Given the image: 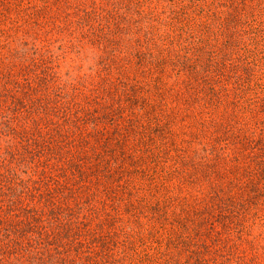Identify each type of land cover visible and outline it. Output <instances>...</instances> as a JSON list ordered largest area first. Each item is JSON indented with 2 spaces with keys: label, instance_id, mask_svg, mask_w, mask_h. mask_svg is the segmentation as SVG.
I'll use <instances>...</instances> for the list:
<instances>
[{
  "label": "trees",
  "instance_id": "16d2710c",
  "mask_svg": "<svg viewBox=\"0 0 264 264\" xmlns=\"http://www.w3.org/2000/svg\"><path fill=\"white\" fill-rule=\"evenodd\" d=\"M7 6L0 3V13ZM95 9L93 7L92 11ZM90 13L86 11L84 17L78 19L80 28L87 29L77 47L81 48L85 43L95 47H98L97 43L101 44V54L96 61L101 66L100 75L90 79L83 76L61 80L54 70L51 49L44 46L43 50H38L32 46L29 53H19V57L28 63L23 73V84H15L16 92L20 88L22 94L30 96V99L28 102L24 97L15 99L18 96L13 95L10 88H5L9 104L17 101L23 111L19 114L16 110L10 117L2 115L10 130L7 132L9 136L17 135L20 141L3 147L0 142V264H133L136 250L130 238L146 247L147 239L155 238L153 236L161 231L155 225H143L139 217L144 213L142 201L133 207L132 196H137L136 200L142 199L138 195L141 187L131 185L130 179H115L116 174L121 176L125 171L123 165H118L120 170L111 168L119 155L121 162L126 158L143 162L153 155L148 142L149 133H145V128L139 124L134 107L141 110L160 108V102L166 97L184 99L189 105L200 100L199 95H203L205 90L210 91L211 102H218L223 95L222 90H228L229 80H233V89H238L241 74L234 54L248 45L238 31L241 22L236 15L221 22L218 34L223 32L224 40L217 45L210 42L202 45L204 36L211 32L210 26L220 19L216 11L208 6L200 8L199 14L205 16L197 30L205 32L200 34L193 29L196 17H189L183 23L188 25L182 31L194 37L196 42L184 40L182 52L161 55L156 60L159 75L153 77L147 90L132 79L129 82V72L125 73L124 69L133 60L127 55L118 56L123 52V46L121 50L114 47L102 26L97 25L96 29L90 23ZM166 28L172 34L167 32L164 36L165 49L174 42L175 36H179L174 33L171 23ZM150 54L141 50L133 52L134 63L141 68L142 74L147 73L142 69V62L147 61ZM168 66L176 78L174 83L165 85L160 79ZM114 68L117 69L115 77L112 74ZM10 76L9 73L2 74L4 85L13 81ZM230 102L236 106V102ZM200 108L204 111L208 107L203 104ZM169 118L174 116L159 113V127ZM203 122V119L199 121L201 125ZM136 153L139 154L135 156ZM176 156L181 157L180 153ZM172 171L176 173L177 169L173 166ZM85 176L94 178L86 184L82 178ZM167 177L162 176L160 184H156L153 176H149L147 191L153 194L152 191L164 186ZM188 182L191 181L181 180L178 184L181 186ZM100 194L97 199L96 195ZM173 195L167 194L162 200H157L155 208H152L155 219L149 222L168 219L170 204L176 201L186 215L193 211L200 217L193 224L198 233L202 222H206L203 220H207L205 210L209 209V205L200 206L201 203L217 199L216 205L210 206L213 211L217 209V214L224 213L231 206L222 204V193L208 194L205 198L202 195L181 196L183 202ZM124 214L131 218L134 226L124 225ZM179 215L177 218L176 214L172 221L182 218L183 213ZM179 222L177 229L185 225L183 219ZM181 237L174 232L167 240L171 243ZM162 256H165L164 250H156L153 264H168ZM140 259L143 260L142 257Z\"/></svg>",
  "mask_w": 264,
  "mask_h": 264
},
{
  "label": "rangeland",
  "instance_id": "374dc122",
  "mask_svg": "<svg viewBox=\"0 0 264 264\" xmlns=\"http://www.w3.org/2000/svg\"><path fill=\"white\" fill-rule=\"evenodd\" d=\"M249 1L0 0V3L8 5L0 13L2 147L20 141L17 135L12 138L9 136L10 130L2 115L10 117L15 115L16 110L19 114L23 111L17 101L9 104L10 99L6 97L5 88H10L13 95L18 96L15 99L24 97L26 102L30 99V96L22 94L20 88L16 92L15 84H23V73L27 70L28 63L19 57V53H29L32 46L38 50L48 46L51 49L54 70L61 76V80L83 76L90 79L100 75L101 66L96 61L101 54V44L97 43L98 47H95L85 43L81 48L77 47L82 33L87 29L80 28L78 19L84 17L86 11L91 12L90 23L96 29L97 25H101L102 31L114 47L121 50L123 46V52L118 56L127 55L133 60L124 69L125 73L129 72V82L132 79L133 82L147 87V90L152 85L153 77L159 75L156 60L161 55L182 52L183 44L186 43L184 40L196 42L194 37H189L182 30L186 29L188 24L183 23L189 17H196L193 20V29L195 32L198 30L199 22L205 19L204 14H199L201 7H211L220 16L210 26L211 32L207 37L204 36L202 45L223 42V32L218 34L223 19L232 15L240 18L238 31L248 46L244 50H236L234 54L241 74L237 90L233 89V80H229L226 86L228 90H222L223 95L219 94L218 102H211L212 95L209 90H205L203 92L206 96L200 94L201 99L189 105L184 99L171 100L166 97L160 102V108L141 110L134 107L137 120L140 119L139 124L145 128V133H149L148 142L151 144L150 150L153 149V155L149 154L143 162H134L129 158L121 162L119 155L111 168L120 170L118 165H123L125 171L121 176L116 174L115 179H130L131 185L141 187L138 195L144 202L141 198L136 200L137 196L134 195L133 207L142 201L144 213H140L139 217L143 225H155L161 231L153 236L155 238L147 239L146 247L135 238H130V241H134L133 248L136 250L133 264H153L152 257L156 250H164L165 256L162 257L168 260V264H264V0ZM240 2L238 7L237 3ZM257 2L259 4L255 6ZM93 7L96 8L94 12ZM169 23L174 26V33L179 36H175L174 42L165 49L164 36L167 32L172 34L166 28ZM189 27L190 23L187 31ZM202 31L205 32L199 30L196 33L200 34ZM108 48L110 49V44ZM136 50L151 53L147 61L142 62V69L147 73L142 74L141 68L134 63L132 55ZM116 71L114 68L113 77L117 75ZM166 71L160 82L165 85L174 83L176 76L171 72L170 66L166 67ZM7 73L13 81L6 86L2 82L5 79L2 74ZM230 101L236 102V106ZM203 104L208 108L201 111ZM159 113H168L174 118H169L167 123L159 127ZM202 119L203 125L199 123ZM142 128L138 127L139 130ZM178 153L181 157L176 156ZM173 166L177 169L176 173L172 171ZM169 172L172 174L169 175ZM161 175L168 176V180L151 194L146 189L149 182L147 178L153 176L154 182L160 184ZM82 178L88 184L94 177ZM181 180L191 182L180 186L178 183ZM214 193H222V204L231 206L225 212L223 210L224 213L217 214V209L213 211L217 199L201 203L200 206L209 205V209L205 210L204 217L207 220H203L206 222H202L198 233L193 224L200 217L193 211L186 215L178 208L176 201L170 204L168 219L162 218L158 223L149 222L155 219V210L152 209L155 208L154 204L167 194H174L173 196L179 198L190 195H202L205 198L206 195L212 196ZM101 195H96L97 199ZM159 212L162 213L161 209ZM180 213L186 217L182 216L173 222L174 216L177 214L178 218ZM130 219L127 214L123 215L122 222L126 227L134 226ZM181 219L185 221L183 227H186L177 229ZM174 232L185 238L181 237L169 243L167 237Z\"/></svg>",
  "mask_w": 264,
  "mask_h": 264
}]
</instances>
